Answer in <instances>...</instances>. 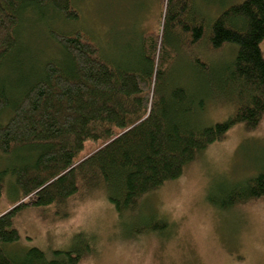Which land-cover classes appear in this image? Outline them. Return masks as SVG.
Returning <instances> with one entry per match:
<instances>
[{
	"label": "trees",
	"instance_id": "trees-1",
	"mask_svg": "<svg viewBox=\"0 0 264 264\" xmlns=\"http://www.w3.org/2000/svg\"><path fill=\"white\" fill-rule=\"evenodd\" d=\"M79 2L0 0V156L10 161L0 170V198L9 177L18 194L0 213V264H78L91 243L81 232L70 250L8 253L19 240L16 214L101 190L130 229L146 195L178 179L235 125L251 131L264 117V0L229 6L208 30L189 0H159L161 33L144 32L139 58L130 60L125 52L112 57L105 32L98 37L82 26ZM204 41L205 52L235 49L233 59L213 65L196 59L189 83L174 81L180 50ZM211 92L235 109L204 126ZM263 197L264 167L239 181H216L208 200L229 210ZM153 216L159 222L140 225L138 233L166 226Z\"/></svg>",
	"mask_w": 264,
	"mask_h": 264
},
{
	"label": "rangeland",
	"instance_id": "rangeland-1",
	"mask_svg": "<svg viewBox=\"0 0 264 264\" xmlns=\"http://www.w3.org/2000/svg\"><path fill=\"white\" fill-rule=\"evenodd\" d=\"M243 0H189L190 8L203 18L207 30L229 6ZM82 26L98 37L106 33L112 57L125 52L138 56L144 32L161 33L165 6L159 0H80ZM85 24V25H84ZM204 41L191 51H181L171 72L174 81L190 79V63L205 59L210 64L230 62L235 49L205 52ZM264 57V41L260 45ZM207 63V62H206ZM226 96L211 92L206 100L202 124L223 122L234 112ZM91 148V146L89 147ZM10 161L0 156V170ZM264 167V117L251 131L238 124L224 140L215 142L188 164L181 176L146 195L140 204L139 223L124 224L103 191H80L62 206L26 208L14 217L19 240L6 247L10 254L38 248L48 256L70 250L75 234L91 240L78 264H264V197L219 210L208 200L216 181L244 179ZM9 177L0 198V213L13 206L18 194ZM153 213V214H152ZM149 233H138L140 225L158 223ZM132 222V221H131ZM122 223V224H121ZM138 231V232H137ZM135 236H126V233Z\"/></svg>",
	"mask_w": 264,
	"mask_h": 264
}]
</instances>
